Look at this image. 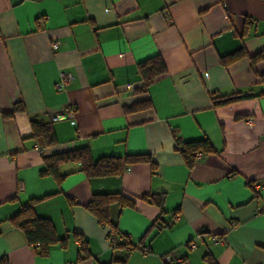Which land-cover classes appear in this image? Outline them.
<instances>
[{"label":"crops","instance_id":"obj_1","mask_svg":"<svg viewBox=\"0 0 264 264\" xmlns=\"http://www.w3.org/2000/svg\"><path fill=\"white\" fill-rule=\"evenodd\" d=\"M242 48L264 50V0H0V264H120L126 250L86 209L97 193L135 201L111 206L118 231L137 246L126 264H165L169 253L187 264H264V85L248 57L220 63ZM156 55L167 72L140 92L138 64ZM256 70L264 73V59ZM61 71L73 75L63 91ZM244 90L253 94L221 106L210 96ZM148 100L152 108L125 111ZM69 105L73 118L52 120ZM34 117L52 122L56 145L43 149L31 137ZM203 138L216 152L187 167L182 144ZM80 145L94 160L149 154L154 165L88 178L65 163L60 185L41 174L46 156ZM160 195L163 207L151 202ZM45 196L37 215L69 243L39 256L10 218ZM74 233L88 241L89 258L78 260Z\"/></svg>","mask_w":264,"mask_h":264},{"label":"trees","instance_id":"obj_2","mask_svg":"<svg viewBox=\"0 0 264 264\" xmlns=\"http://www.w3.org/2000/svg\"><path fill=\"white\" fill-rule=\"evenodd\" d=\"M236 26V25H235ZM247 25H244L243 30L239 33L243 37L247 34ZM248 57L251 62L253 72L259 77L261 84L264 85V73H258L256 64L264 59V50L254 55H249L243 48L239 49L229 55L222 56L220 63L224 67L229 66L233 62ZM141 77L144 80V85L139 89L140 92L146 93L153 85L155 79L167 72V66L161 55L150 57L138 64ZM261 93L257 96H261ZM237 95V94H233ZM229 95V96H233ZM211 100L215 106L226 105L231 102L239 100V97L233 99H226L229 96H222L218 93H210ZM20 104L15 105V110L21 109ZM152 108L151 101H144L129 106L125 109L126 112H137L145 109ZM4 116L11 114L5 113ZM32 134L31 137L37 144L43 148H49L57 144V138L52 122H46L34 117L31 120ZM181 155L185 160L187 167L192 168L197 159V153L202 155H209L216 152L208 139L184 142L180 148ZM45 169L42 170L43 175H53L60 185L64 180L65 175L61 174L60 166L65 163H79L81 171L88 177H107L121 175L125 169L135 163L149 162L154 165L153 160L149 154H124L116 156H103L94 160L91 155V150L87 145H80L71 150L55 153L44 158ZM50 196L42 198L30 199L23 205L21 210L10 218L11 223L21 229L29 244H32L37 250L39 256H47L51 246L59 244L61 247L66 248L69 243V238H60L57 235L55 226L49 218L41 217L36 213V205L45 201ZM154 204L163 207L165 196H151ZM118 203L121 207H134L135 201L123 193L121 194H107L97 193L92 196V199L86 206V209L103 225L109 226L115 230L117 237L122 236L123 239L117 242L116 247L120 246L126 250V255L123 258L115 259L120 264H126L128 254L137 248L130 241L127 234L120 233L117 224L111 217V206ZM73 238L81 241L79 249L78 260H84L90 257L88 248V241L79 233H74ZM149 248V247H148Z\"/></svg>","mask_w":264,"mask_h":264},{"label":"built area","instance_id":"obj_3","mask_svg":"<svg viewBox=\"0 0 264 264\" xmlns=\"http://www.w3.org/2000/svg\"><path fill=\"white\" fill-rule=\"evenodd\" d=\"M60 46L59 41H54L52 43V48L54 50H57ZM73 79V75L70 72L67 71H61L60 73V79L59 81L56 83V89L59 91H63L66 89V87L71 83ZM75 116V108L71 105H69L68 107H66V109L57 115H53L52 116V120L56 121V120H62V119H66V118H73ZM36 149L39 150L40 152H42L43 150L37 145ZM202 153H197V158L201 157ZM253 188L256 192H259L260 189L262 188L261 184H254ZM260 211H264V207L260 208ZM110 241L113 244H116L118 241H121L123 239L122 236L117 237L115 230L111 231V234L109 236ZM215 243H218L220 240L218 237H215L214 239ZM189 247L190 248H195L196 244L195 242H190L189 243ZM150 249L148 247L144 248L145 252H148ZM164 261L165 264H187L188 260L185 256L183 255H176L174 253H169L167 255L164 256Z\"/></svg>","mask_w":264,"mask_h":264},{"label":"water","instance_id":"obj_4","mask_svg":"<svg viewBox=\"0 0 264 264\" xmlns=\"http://www.w3.org/2000/svg\"><path fill=\"white\" fill-rule=\"evenodd\" d=\"M252 94H253V92H249V91H247V90H244V91H242L241 93H239V94H237V95L229 96V97H227L226 99H233V98H235V97H247V96H250V95H252Z\"/></svg>","mask_w":264,"mask_h":264}]
</instances>
